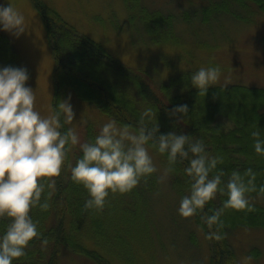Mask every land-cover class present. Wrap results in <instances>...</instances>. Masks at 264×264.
I'll return each instance as SVG.
<instances>
[{"label": "rangeland", "instance_id": "obj_1", "mask_svg": "<svg viewBox=\"0 0 264 264\" xmlns=\"http://www.w3.org/2000/svg\"><path fill=\"white\" fill-rule=\"evenodd\" d=\"M42 1L78 33L98 43L110 57L145 75L153 88L167 84L173 78L191 75L201 67L218 66L221 75L218 82L212 86L241 85L264 89V10L251 4L242 10L230 8L228 14L212 16V20L206 23L202 22L199 15L204 1L140 0V6L160 11L163 16L173 17L170 33L163 26V37L168 38L157 42L145 32L137 19L132 18V12L123 0ZM8 4L25 17V33L19 38L3 30H0V34L9 39L20 65L28 71L26 86L34 91L36 111L42 117H47L52 111L54 61L42 20L32 7L31 0H0V5ZM233 12L240 13V17H231ZM165 34L171 35L164 36ZM77 64L81 65L79 62ZM89 68L93 67H88L87 70H90ZM88 75L91 76L89 71ZM69 97L75 118L71 125L65 126L77 132L81 143L88 142V125L93 127L97 136L103 125L112 121L93 106L79 101L68 90L62 100H69ZM234 108L244 113L248 107L236 105ZM218 112L238 117V111L235 112L233 108L222 103L194 105V113L199 116L200 121L212 118ZM246 118L253 120L248 114ZM259 124L263 128L260 131L261 139H264V122L259 121ZM217 125L223 129L230 127L222 118L209 127L213 129ZM237 129L242 133L245 130L247 137L244 145L247 144L255 152L254 138L252 135L248 137L249 124L242 120ZM207 132L210 134L208 130ZM220 135L221 132L216 134V137ZM233 136L234 139H239L237 134ZM219 147L224 150L222 160L235 163L236 157L228 153L236 149L237 145L223 144ZM78 151H81L79 145L71 147L70 157ZM148 151L157 172L146 180L142 179L138 186L127 194L110 193L104 209L99 211L109 216L106 240L96 242L89 237H82L80 241L85 248L101 257L100 262L63 246L57 264L210 263L214 254L213 241L206 239L207 234L194 221V216L183 218L178 212L181 199L189 194L177 193L172 186L171 174L164 183L157 182L167 166L151 148L148 147ZM245 165L263 169L264 156L256 153L247 155ZM234 167V171L239 172V169ZM254 172L255 184L264 185V171ZM215 174L212 173V176ZM249 197L251 202L264 203L263 195ZM87 212L94 218L97 214L99 216L97 211ZM234 213L241 216L244 211L226 209L223 217ZM225 234L226 245L234 256L231 264H244V258L248 256L253 257L249 264H264V228H230Z\"/></svg>", "mask_w": 264, "mask_h": 264}, {"label": "trees", "instance_id": "obj_2", "mask_svg": "<svg viewBox=\"0 0 264 264\" xmlns=\"http://www.w3.org/2000/svg\"><path fill=\"white\" fill-rule=\"evenodd\" d=\"M201 1H204V6L199 11V15L202 22L206 23L212 20V16L228 14L230 8L236 7L237 10H242V8L245 9L251 4L260 10H264V0ZM123 2L132 12V18L138 20L145 32L154 41L163 42L168 38L163 37V26L170 33L173 17L163 16L160 11H152L142 5L140 6V0H123ZM31 3L42 20L54 61L52 110L56 109L59 101L62 100L63 95L68 90L79 101L93 106L100 114L116 121L118 126L130 125L131 129L136 131L139 127L141 115L151 108L155 113V117L149 119L146 116L145 123L151 128L157 122L158 135L176 132L177 134L192 135L194 138L202 139L205 150L211 157H222L224 155V150L219 147L223 144L237 145L236 149L234 148L228 153V155L236 157L234 158L235 163L232 164L229 160H223V163L218 164L217 169L212 172L216 173L222 170L225 173L222 177L224 185H226L228 178L234 171V166L239 169L241 174L248 168L253 171H264V166L263 169H260L257 166L245 165L246 156L253 155L255 152L247 144L244 145L247 137L245 130L242 133L237 129L238 124L243 120L250 126L248 137L252 135L250 131L263 130L262 125L259 124V121L264 122L263 88L241 85L210 86L205 96H199L198 89L191 85V75L189 74L185 77L173 78L167 84H161L153 88L148 83L145 75L125 67L119 61L110 57L98 43L78 33L56 11L45 5L42 0H31ZM240 15V13L233 12L231 17L239 18ZM167 35L171 34H165L164 36ZM77 62L81 63L82 68ZM8 66L24 68L20 65L18 56L9 39L0 34V69ZM88 67L93 68L87 70ZM88 71L91 76L88 75ZM175 89L177 92H175ZM211 102L222 103L229 108H233L235 112L238 111V117L235 118L227 113L218 112L212 118H204L200 121L199 116L194 113V105L199 103L207 105ZM185 104L188 106L189 114L183 123H179L176 117L170 115V112L172 108ZM236 105L248 107L247 111L244 113L239 112L234 108ZM247 114L253 117L252 121L246 118ZM220 118L230 124L229 129H223L220 125L210 129V124ZM61 123H63L62 118ZM66 130L67 128L64 125L61 131ZM220 132V137H216V134L219 135ZM235 134L239 136L238 140L233 138ZM86 136L89 143L94 142L95 130L91 125L87 127ZM147 147L157 153L168 167L167 153L160 154L156 148L152 147L151 141ZM81 156L82 152L78 151L71 158L68 151L62 173L60 177L56 178L55 192L49 201L50 208L47 211L33 208L30 213L32 219L38 221V230L41 237L30 242L29 247L26 249V255L13 260V264H57L63 246L69 247L74 252L83 254L98 263L100 262L101 257L97 256L96 252L95 254L85 248L80 241L82 237H89L96 242L101 239L106 240L105 232L109 230V216L99 212V216L97 214L94 218L84 209L89 194L82 185L72 181L69 167V165L75 166L77 159ZM188 165V160H178L174 165L175 170L170 173L172 186L179 194L184 192L190 194V178L184 173V169ZM212 173H210V178ZM259 187L257 186V189ZM257 194H259L258 191L248 195L254 196ZM226 199V194L220 195L218 193L214 200L205 205L203 212L194 216V221L205 234H208L210 230L201 220V216L204 213L212 215L213 210L223 207L221 203H224ZM250 203L255 211H244L241 216H237L235 213V215H227L226 218L223 215L221 216L225 224V227L221 230L222 235L230 228H264V203L251 201ZM104 217L106 218L105 221ZM9 223L10 220L6 217L0 218V236L4 234ZM212 231H215V227ZM45 238L48 240V244L42 247V240ZM212 241L214 254L209 264H231L234 256L226 245V239Z\"/></svg>", "mask_w": 264, "mask_h": 264}, {"label": "clouds", "instance_id": "obj_3", "mask_svg": "<svg viewBox=\"0 0 264 264\" xmlns=\"http://www.w3.org/2000/svg\"><path fill=\"white\" fill-rule=\"evenodd\" d=\"M25 17L11 4L0 5V30L19 38L25 33ZM221 75L220 68L201 67L190 76L191 85L205 96L209 87L215 85ZM29 74L25 68L11 66L0 69V218L7 217L10 223L0 236V264H13V260L26 255L30 242L39 239L38 221L30 215L33 208L47 211L55 192L56 178L65 166L68 151L79 145L82 156L75 166L69 165L71 179L82 185L89 194L85 211H102L110 193L131 192L142 179L157 172L149 155L147 145L152 142L160 154L167 153L168 167L158 178L164 183L175 170L179 161L188 160L184 173L190 178V194L180 201L178 209L183 218L203 212L205 205L219 193L227 195L223 207L204 213L201 220L209 228L206 239L221 241L225 227L221 216L226 209L255 211L248 194L264 195V185L257 189L256 173L248 168L243 174L233 171L226 185L222 181L225 173L217 171L223 163L221 157H211L205 150L202 139L192 135L170 132L160 134L157 122L149 128L145 117H155L149 108L141 115L136 131L130 125L118 126L112 120L103 125L94 142L81 143L77 132L64 125H71L75 113L69 100L59 101L55 110L42 117L35 109L36 96L26 86ZM189 114L188 106L179 105L171 109L170 115L183 123ZM61 118L63 123H61ZM254 150L264 156V139L259 130L253 131ZM223 185V186H222ZM43 198V199H42ZM215 227V231L212 229ZM48 244L45 238L42 247ZM252 256L244 258L249 264Z\"/></svg>", "mask_w": 264, "mask_h": 264}]
</instances>
